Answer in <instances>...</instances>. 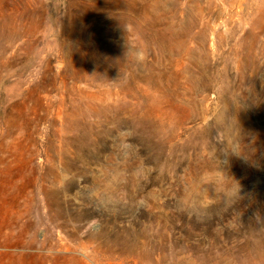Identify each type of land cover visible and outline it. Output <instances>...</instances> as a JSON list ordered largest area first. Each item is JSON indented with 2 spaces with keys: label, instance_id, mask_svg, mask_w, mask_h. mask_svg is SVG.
<instances>
[{
  "label": "rangeland",
  "instance_id": "obj_1",
  "mask_svg": "<svg viewBox=\"0 0 264 264\" xmlns=\"http://www.w3.org/2000/svg\"><path fill=\"white\" fill-rule=\"evenodd\" d=\"M0 264H264V0H0Z\"/></svg>",
  "mask_w": 264,
  "mask_h": 264
}]
</instances>
